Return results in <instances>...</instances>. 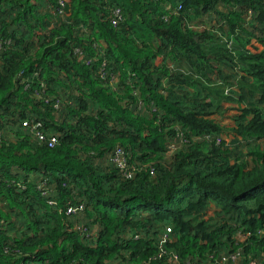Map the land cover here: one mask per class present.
I'll list each match as a JSON object with an SVG mask.
<instances>
[{"label":"trees","instance_id":"obj_1","mask_svg":"<svg viewBox=\"0 0 264 264\" xmlns=\"http://www.w3.org/2000/svg\"><path fill=\"white\" fill-rule=\"evenodd\" d=\"M262 141L264 0H0V264H264Z\"/></svg>","mask_w":264,"mask_h":264},{"label":"rangeland","instance_id":"obj_2","mask_svg":"<svg viewBox=\"0 0 264 264\" xmlns=\"http://www.w3.org/2000/svg\"><path fill=\"white\" fill-rule=\"evenodd\" d=\"M232 113V112H231ZM218 122L222 125V127L224 128V131L221 135V140L224 139L225 141H231L234 137V133L233 131L230 129L231 128V124H232V121H231V118H230V112L229 110H225V112L223 114H219L218 115ZM245 146H247L245 144ZM259 146H261V148H264V142H260ZM241 151L243 154H246V151H247V148L244 147V146H241L240 147ZM250 161V160H249ZM119 166L123 167L124 164H125V160H122L119 159ZM134 206H137V207H142L143 205L141 203H138V202H135L133 204ZM210 256H213L212 254H210Z\"/></svg>","mask_w":264,"mask_h":264},{"label":"built area","instance_id":"obj_3","mask_svg":"<svg viewBox=\"0 0 264 264\" xmlns=\"http://www.w3.org/2000/svg\"><path fill=\"white\" fill-rule=\"evenodd\" d=\"M60 2L63 4V3L65 2V0H60ZM115 14H117V11H115ZM217 142H219V139H217ZM119 159H121V161L123 160L120 156H118V157L115 159V161H116L117 163H119ZM118 165H119V164H118ZM76 210H77V208L69 207V208L67 209V213L75 212ZM166 231H167V232H170V228L167 227V228H166ZM165 239H166V236H163V238H162V240H161V243H162L163 241H165ZM228 260L236 261V260H237V253H230V255H228V256H226V257H222V258L220 259V264H226V263H228Z\"/></svg>","mask_w":264,"mask_h":264}]
</instances>
